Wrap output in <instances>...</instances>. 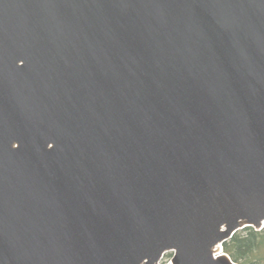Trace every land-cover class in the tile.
<instances>
[{
  "label": "water",
  "instance_id": "1",
  "mask_svg": "<svg viewBox=\"0 0 264 264\" xmlns=\"http://www.w3.org/2000/svg\"><path fill=\"white\" fill-rule=\"evenodd\" d=\"M264 229V0H0V264H237Z\"/></svg>",
  "mask_w": 264,
  "mask_h": 264
},
{
  "label": "trees",
  "instance_id": "2",
  "mask_svg": "<svg viewBox=\"0 0 264 264\" xmlns=\"http://www.w3.org/2000/svg\"><path fill=\"white\" fill-rule=\"evenodd\" d=\"M224 250L237 264H264V229L240 230L224 244Z\"/></svg>",
  "mask_w": 264,
  "mask_h": 264
},
{
  "label": "built area",
  "instance_id": "3",
  "mask_svg": "<svg viewBox=\"0 0 264 264\" xmlns=\"http://www.w3.org/2000/svg\"><path fill=\"white\" fill-rule=\"evenodd\" d=\"M172 260V256H164V258L161 261V264H170Z\"/></svg>",
  "mask_w": 264,
  "mask_h": 264
}]
</instances>
